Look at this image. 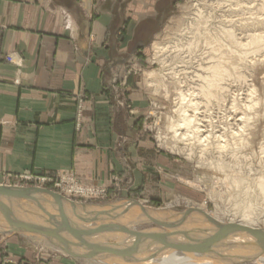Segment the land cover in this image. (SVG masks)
Wrapping results in <instances>:
<instances>
[{
  "label": "crops",
  "instance_id": "obj_1",
  "mask_svg": "<svg viewBox=\"0 0 264 264\" xmlns=\"http://www.w3.org/2000/svg\"><path fill=\"white\" fill-rule=\"evenodd\" d=\"M174 3L0 0V184L23 175L66 174L108 186L119 175L123 196L139 189L149 198L162 195L168 158L137 133L135 112L143 104L132 95L131 109H125V99L115 97L109 85L119 74L120 58L150 42L140 33L142 24ZM69 208V225L95 219L79 204L78 217ZM107 221L97 218L96 226ZM86 226L93 227L84 224L80 230ZM100 236L89 240L102 244L96 242ZM0 239V261L7 264L34 263L35 255L43 264H96L93 260L107 255L91 261L67 254L64 247L89 252L68 234L65 246L32 233L0 234ZM41 241L49 250L41 252Z\"/></svg>",
  "mask_w": 264,
  "mask_h": 264
},
{
  "label": "rangeland",
  "instance_id": "obj_2",
  "mask_svg": "<svg viewBox=\"0 0 264 264\" xmlns=\"http://www.w3.org/2000/svg\"><path fill=\"white\" fill-rule=\"evenodd\" d=\"M197 1L196 0H175V3L172 4L171 6L169 5L167 11L165 13L160 14L157 17V19L153 20L152 22L149 21V22L142 24L143 29L140 31V33L145 34L146 36H148V38L150 37L151 38L150 42L146 43L142 47H136L131 52H129L130 51L129 50L128 53H126L127 55L125 54L120 58L119 64H118L119 65L118 66L119 74L114 79V81L109 85V90L113 93V95L115 97L125 99L126 103L123 105V107L125 109H127V108L131 109V105L133 103H132L130 98L132 95H134V98H136L137 100H140V101H137V104H143V108L138 109L135 112V114L137 116L136 117L137 122L135 125L137 128V133L140 134V137L142 139L144 138L145 140H148L154 146L155 150L159 154L167 156V158H168L167 169L162 171V178L164 179V182L166 184L165 188L163 189L164 191L162 192V195L159 194L157 197L149 198L147 192H143L144 190L139 189L137 191L129 192L130 193L129 196H127L126 194H125V196H123L125 188H126L125 187V181H124V178L122 176H119V175L118 176L114 175L113 176L114 178L111 180L110 185H108V186L107 185H98V184L94 185V184L82 183V182L78 181L77 179L71 178L70 176H68L66 174H58L57 176H54V177L23 175V176L13 177L9 181L6 180L5 182L1 183L0 185L6 186V187H11V188H24V189L37 188V189H45V190L52 191V192L62 196L63 198L71 201L72 203L76 204L77 206H78V204L81 205L84 208V209H82L84 214L85 213L92 214V213H90L92 211H94V212H96V211L97 212H109V211H111L110 208L113 206H116V205H118V207H119L118 209H120L121 206H124V205L126 206L127 204L132 205V203H139L141 206L145 207V209L152 211V213L154 215L156 214L154 219L155 220L158 219V221H159V219H161L160 222L175 223V221H178L180 219L181 215L185 211L189 210L190 208L197 209L198 207L201 209L203 208L204 209V210L202 209L203 212H206V213L208 212V214L210 213V214H214L216 216L218 215L219 218H222L224 223H228L230 218H232L236 214H237V219L241 220L242 214H240L239 211L237 213L235 212L236 206L239 203V199L236 197L238 191L236 192V190H235L236 188L234 186H232V183H230V182L228 183V180L226 179V177H224L223 174H220V172L217 170V165H219L218 163H222L224 165L227 163L225 166H226L227 171L229 172V174L231 176L236 175L235 177H242V178L249 177L248 179L247 178L246 179L247 180L250 179L249 180L250 182H252V181L256 182L257 179H258V181L264 180V178H262V177H264V158H263L264 156L263 157L260 156V155H264V154H261V152H260L261 151L260 147L261 148L264 147V145H263L264 144V117L262 116V115H264L263 114V112H264V49L262 48V46L264 47V43L259 44L257 51L256 50L253 51V49L251 47L247 49V51L250 52V53H248L247 59H246L247 68L242 69V72L245 75V80H243V81L231 80L229 82V85L231 88V93L233 95L231 96V94H230V99L226 100L227 103L225 102V104H223L224 106L219 105V104L216 105L215 102H213L214 104L212 103L210 106L206 107L205 102L200 101L202 103V105L199 106L201 109L199 108V110L196 113L197 114L199 113L198 118H200V119L205 118L206 122H209V120H210V123H213L215 121L213 123V125H214L213 128H207V129L202 128L203 130L212 131L213 135L211 136V139L214 137L213 138L214 140H212V141L210 140L211 141L210 143L209 142L206 143L202 140L198 141V140L193 139V141H192V138H190V136L189 137L186 136L185 139H182L180 137L177 138L179 140V143L177 142L179 147L177 146V144H176L177 147L175 146L174 148L172 146H168V144H166L167 139L170 140L169 137H166L168 125L170 122L169 119H171L172 121H180L181 120L180 112H179V106H180V101H179V96H178V94L180 93L179 89L183 87L182 85H184L183 90L185 89V93H186V91H187L186 88L189 89V86L194 87L193 84L197 83V82H195L196 79H194V78L192 79V75H191L192 70H190V71L186 70V75H187L186 77L183 75L179 76L180 81L184 82L183 84H176L175 83L176 81H179V80L176 76L173 77V75H174L173 73H176L177 71H181V69H183V68L177 66V62L173 59L175 57V54L170 53L171 47L173 46L172 43L176 42L178 39L179 34L177 32L176 26L180 23L179 19H182L183 18L182 16H184L183 14H184L185 6L187 7L188 5H194V4H198V3H199V5H202L204 0H202V1L197 0ZM200 2H202V4ZM237 10L232 11V12H236V13L232 14L231 16L233 17L232 20L235 21L234 23L236 24V26L238 28H243L245 26L247 27V25L250 26V24L253 22L252 19H258V17L260 16V15L257 16L258 15L257 11L252 12L253 15L256 13L254 15L255 16L254 17V16L249 15L248 12H246V13L242 12L240 14L241 11H239V10L237 11ZM217 13L220 15L221 12L219 13V11H218ZM247 15H248V17H247ZM236 17H237V19H235ZM260 18H261V16L259 17V19ZM262 19H264V14L262 15ZM242 21H244V23ZM236 22H239V23H236ZM258 28H259V29H257L258 30L257 32H259L258 35L264 34V26L258 27ZM250 31H253V30L250 29V27H249V30H247V32H248L247 35L253 34ZM238 33H240V32H238ZM121 37L123 38V36H121ZM242 38H244V37H242ZM247 41L248 40L245 39V41L243 43L247 44L250 42V41H248V42ZM153 44L154 45L155 44H160V45L163 44V46H167V49L169 52L165 53L166 55L163 54L164 57H161V59H166L169 61H167V62L165 61L162 64L161 62H156L154 60L155 59V51H154V45ZM260 46H261V48H259ZM259 49H261L263 53H259L260 57L259 56L256 57V54L260 51ZM199 57H201V54L199 52L193 53L192 55L191 54L190 55L185 54L184 55V58H185L184 61H185V63L189 64V67H191L192 63L193 64L197 63V61L199 60ZM254 59H256V60H254ZM171 60H173V61H171ZM258 63L259 64L261 63V64L259 65ZM172 69L174 71H172ZM154 70L157 71L161 75H164V76L167 75V76H165V82H166V85L168 86V90L162 89L160 87V85L157 83L156 84L155 83L147 84V80H148L147 74L150 72H153ZM176 74H179V73L177 72ZM251 87H254L256 89L257 95L254 96L253 99L248 100V99H250V97H248V95H249V92L251 90ZM180 90H182V89H180ZM175 91H177V92H175ZM192 92L190 91V92H188V94L186 93V95H190ZM234 97L236 99L235 104H233V102L229 101V100L232 101ZM188 99H189V96H188ZM256 99L260 100L258 102H260L261 106L259 105L260 107L258 106L257 109L253 108L252 110L254 112H256L257 110L258 111L256 113H253V111H252V114H251V112H250L251 106L256 102ZM244 101H247V102L244 103ZM248 101H251L253 104L250 105L251 102L249 103ZM230 103L233 104V106L234 105L236 106V104L240 103L239 106L233 107V109L234 108L236 109V110H234L235 112H233V109H232V111H229V105H231ZM241 103H243V104H241ZM212 105H213V107H212ZM216 106L219 107L221 110L219 108L217 110ZM247 106H250V107H247ZM226 107H228L227 110H226ZM242 107H244V108H242ZM246 107L248 109L250 108V110H248ZM230 108H232V105L230 106ZM258 108H261V109H258ZM222 110L223 111L226 110L227 112L224 111L226 114ZM244 111L249 116L248 118L253 119V120L250 121L251 123L248 122L245 126L241 123H237V124H241L240 126L239 125L235 126V123L232 122V120H234L232 118V116H233L232 113H235L234 115H238V118H236V120H238L239 118L243 117L241 115V112H244ZM257 113L259 116L256 115ZM253 114L256 118L255 117L253 118ZM216 118H217V120L221 119L219 122L220 123L223 122V123L222 124H220L219 122L217 123ZM224 120L225 121L227 120L226 121L227 125H226ZM228 121H230V122H228ZM254 123H256V124L258 123L257 124L258 126ZM243 126H244V128H243ZM247 127L249 130L247 129ZM250 128H252V129H250ZM239 130L240 131L243 130V136L241 135L242 132H240ZM246 131L248 132V134ZM232 132H233V136H231ZM239 133H240L241 137L238 135ZM218 135H219V137H217ZM221 135H223V136H221ZM215 137L217 140H215ZM222 137L223 138L225 137V141L222 140L223 139ZM227 137L229 138V140ZM226 138H227V140H226ZM237 138H239L240 140ZM230 141H232L233 144H232V142L230 143ZM239 141H241V142H239ZM197 142L198 143L204 142L205 145L202 143L201 144H202V146H205V148H206V144L207 145L209 144L207 147L208 149L201 147V145L198 144ZM223 142H224V144L229 143V144H227L228 147L227 146L225 147L228 149L224 150L225 145L223 144ZM220 143L222 146L220 145ZM240 143H242L241 144L242 146L239 145ZM247 143H248V146L246 145ZM189 144H191V145H189ZM251 144H252V146H251ZM261 145H263V146H261ZM167 147H169V148H167ZM190 147H192V148H190ZM219 147H222L223 151H222V148H219ZM238 147L240 150L238 149ZM247 147H248V149H247ZM176 148H177V150H176ZM180 148L184 149V151L183 150L181 151ZM234 148H236V149H234ZM208 151H210V152H208ZM204 152H207V153H204ZM230 152H231V154H230ZM190 155H192V156L190 157ZM209 155H210V157H209ZM201 159H204L203 160L204 163L202 162ZM219 159H220V161H219ZM199 160H201V161H199ZM213 162L216 163L217 165L214 164ZM223 162H225V163H223ZM210 163H212L214 167ZM238 168L241 169L242 171L239 170ZM262 169H263V171H262ZM231 173L234 175H232ZM217 177L218 178L220 177L221 179H218ZM27 178H31V180H27ZM32 178H33V180H32ZM222 178H223V180H222ZM259 178H261V179H259ZM225 181H226V183H224ZM223 183L225 185H223ZM228 187H229V189H228ZM231 187H234L235 189L234 188L231 189ZM155 193H156V191H155ZM155 193H153V195ZM217 194H219V195H217ZM213 195H215V196H213ZM224 196H225V198H224ZM42 197L44 198L43 201H45V202H41L38 200H37V202L43 208H45L46 211L48 210V212L50 214L57 216L58 212L55 210V209H57V206L53 203L52 199L46 195H43ZM234 197H236V198H234ZM188 202L190 203V206H189ZM17 203L19 204V207L21 209V211H19V214L25 215L27 212L32 213L34 211V212L38 213L39 217H41L42 220L45 219L46 215L38 207H36L37 205H35L34 203L26 201V200H17ZM201 205H203V207ZM69 206L72 207L71 204H68L65 202V204H64L65 210L67 207H68V209H70ZM87 207L92 208V211H87V209H86ZM90 208H89V210H90ZM122 208H124V207H122ZM253 208L255 210V219L259 223L258 225L261 227V229H264V205H262L261 201H257L253 205ZM93 209H95V210H93ZM115 212H116L115 215L112 214L111 212L110 213L113 216L121 215L117 219L118 222H117V220H115V221H109L108 220L107 223L105 222V224L103 226H109L110 225L111 227L126 228L128 230L136 231V232H140V233H144V234L148 233V232H157V231L158 232H160V231L161 232H165V231L170 232L169 230H165V229L159 227L158 225L154 224L153 222H151L149 220L142 222L141 218L136 216V214L137 215H143L142 211L137 206H133L129 210H126L125 208L120 209V210L116 209ZM222 214H224V215H222ZM29 215H31V214H29ZM195 217H196V221H197L196 222L197 224L194 223V225H193L195 230H196V228H200L201 230H203L206 226L208 227V225L205 224L206 223L205 218H203L200 215H195ZM228 217H230V218H228ZM57 220H59V219L57 218ZM162 220H164V221H162ZM45 221L46 222H44V225H40V227L47 226V228L51 227L50 229H52L53 226L49 223V219L47 217H46ZM110 223H112V224H110ZM92 224L94 226L97 225V220L95 222H93ZM92 224H90V225H92ZM132 224H133V226H132L133 228L131 229L130 225H132ZM5 227H7V224L5 223L3 215L0 212V234H3L2 231L4 230ZM194 228H192V229H194ZM5 235H11V233H7V234L4 233V236ZM107 235L110 236L111 238L118 237V236L120 238H131L130 235L124 234V235H126V236H124L122 233H109ZM103 236L104 235L100 236V238ZM111 238L107 239V242H105V243L108 244V242H109L110 246H113V247L116 246V244L118 242L122 243L119 240H114V238L113 239H111ZM121 245H123V244H121ZM125 245L128 247L130 244L124 243L123 246H125ZM40 246H41V248L43 247L41 249V252L48 249L47 245L42 241L40 243ZM120 247H122V246H120ZM242 248L244 250L246 249L243 246H240V248L236 247V248H232L229 250L224 249L225 251H223V252H225L224 254L226 255V257L227 256H229V258L232 257L234 262H236L235 264H238V262H240L239 260H237L238 255H234V254L238 253V250H240V249L243 250ZM113 249H115V248H113ZM246 251H248V248L246 249ZM107 255L112 256V257L106 256L107 257L106 258V257H104L105 256L104 255V256H101V258H100V259L111 260V262L106 261L107 264H110V263L111 264H114V263L115 264H141L142 263V261L139 260L141 257L140 255L139 256L133 255L129 258H120V257L113 256L111 254H107ZM151 255L153 256V254H150V256ZM94 257H96V256H94ZM98 257H100V255H98ZM98 257H96V258H98ZM155 257H157V256H155ZM40 258L41 257L39 255H35L34 263H29V264H43V262ZM255 260L256 259L251 260L249 262L247 261V262L242 263V264H256ZM217 261L218 262L215 264H225V262H222L221 259H218ZM7 263L8 262L5 260L0 261V264H7ZM239 264H241V263H239Z\"/></svg>",
  "mask_w": 264,
  "mask_h": 264
},
{
  "label": "bare ground",
  "instance_id": "obj_3",
  "mask_svg": "<svg viewBox=\"0 0 264 264\" xmlns=\"http://www.w3.org/2000/svg\"><path fill=\"white\" fill-rule=\"evenodd\" d=\"M200 3L202 4V2H200ZM237 9L239 11H241L240 14L242 12L243 13L248 12L249 15H251V16H254L256 14L255 13L253 15L252 12L257 11L258 12L257 16L260 15L261 18L259 19V17H260L259 16L258 17L259 20L258 19H252L253 22L251 21L252 23L250 24V26L247 25V27L245 26L243 28H238L236 26V24L234 23L235 21L232 20L233 17L231 16L232 14L236 13V12H232V11H236ZM218 11H219V13L221 12L220 15L217 13ZM263 14H264V0H204L202 5H199V3H198V4H194V5H188L187 7L185 6L184 14H183L184 16H182L183 17L182 19H179L180 23L178 22L179 24L176 26L177 32L179 34L178 35V39H177L176 42L172 43L173 46L171 47V50H170V53H174L175 54V57L173 59L177 62V66L181 67L183 69H181V71H177L179 74H176L177 73L176 71H175L176 73H173V72L172 73L174 74L173 77L176 76L178 78V80L180 81V77L179 76L183 75V76L186 77L187 76L186 75V70L187 71L192 70V72H191L192 79L193 78L196 79L195 82H197V83L193 84L194 87H190L189 86V89L186 88L187 89V91H186L187 94H188V92H190V91L192 92L193 91L190 95H186L185 89L183 90L184 85H182L183 87L180 88L182 90L179 89V91H180V93L178 94L179 101H180L179 112H180L181 120L180 121H172L171 119H169L170 122H169V125H168L167 135H166V137L170 138V140L167 139V143L166 144H168V146H172L174 148L176 146L177 142L179 143V140L177 138L180 137L182 139H185L186 136H188V137L190 136V138H192V141L194 139V140H198V141L202 140V141H204L206 143L207 142L210 143L212 140H214L213 139L214 137L211 139V136L213 135L212 131L203 130L202 128H205V129L213 128L214 127L213 123L215 121L213 123H210V120H209V122H206L205 118H202V119L198 118V114L199 113L197 114L196 112L199 110V108H200L199 106L202 105L201 102H205V106L206 107L210 106L213 102H215L216 105L217 104H219V105L225 104L226 100L230 99V94H231V96L233 95L231 93V88H230L229 82L231 80H233V81H243V80H245V75L243 74L242 69L247 68L246 59H247L248 53H250L249 51H247V49L251 47L253 49V51L254 50L257 51L259 44H263L264 43V34L258 35L259 32H257L258 31L257 29H259L258 27L264 26V19H262V15ZM247 17H248V15H247ZM235 19H237V17ZM242 22L244 23V21H242ZM236 23H239V22H236ZM249 27H250V29L253 30V31H250L253 34H250V35L248 34L249 35L248 36L247 35V33H248L247 30H249ZM238 32H240V33H238ZM242 37H244V38H242ZM245 39H247L250 42L247 43V44H244L243 42L245 41ZM259 48H261V46ZM262 48L264 49L263 46H262ZM259 50L261 52L259 51L257 54L255 53L256 57L259 56V53H263L261 49H259ZM154 51H155V59L154 60L156 62H161L163 64V62L169 61V60H166V59H161V57H164L163 54L169 52L168 49H167V46H163V44L162 45L155 44L154 45ZM198 52L201 54V57H199V60L197 61L196 64L192 63V66L189 67V64L185 63V61H184V59H185L184 55L185 54L186 55H190V54L192 55L193 53H198ZM254 60H256V59H254ZM171 61H173V60H171ZM172 71H174V70L172 69ZM165 76H167V75H165ZM165 76L159 74L157 71L154 70L153 72H150V73L147 74V79H148L147 80V84H153V83L156 84L157 83V84L160 85V87L162 89L168 90V86L166 85V82H165ZM179 81H176L175 83L176 84H183L184 83V82H181V81L179 82ZM175 92H177V91H175ZM256 95H257L256 89L254 87H251V90H250L249 95H248V97H250V99H248V100L253 99V97L256 96ZM188 96H189V99H188ZM229 101L233 102V104L236 103L235 97L233 98L232 101L231 100H229ZM258 101H260V100L256 99V102L254 104L251 101H248L249 103L251 102L250 105L253 104L251 106V111H250L251 114H252V111H253L252 109L253 108L257 109V107L259 105L261 106L260 102H258ZM245 102H247V101H244V103ZM233 104H231L232 108H230L231 105H229V111H232L233 107L239 106L240 103L236 104V106L235 105L233 106ZM241 104H243V103H241ZM212 107H213V105H212ZM247 107H250V106H247ZM218 108L219 107H217V110H218ZM227 108L228 107H226V110H227ZM242 108H244V107H242ZM258 109H261V108H258ZM226 110H224V111L227 112ZM234 110H236V109L234 108L233 112H235ZM248 110H250V108ZM256 112L253 111V113H256ZM234 114L235 113H232V115L234 116V117L232 116V118L234 120H232L231 118L230 119L232 120V122L235 123V126H238V125L240 126L241 124H243L245 126L248 122L251 123L250 121L253 120V119L248 118L249 116L245 113V111L241 112V115L243 117L239 118L238 120H236V118H238V115H234ZM263 114H264V112H263ZM256 115H258V113ZM262 116L264 117V115H262ZM254 117L255 116L253 114V118ZM216 120H217V118H216ZM220 120H217L216 122L218 123ZM226 121H225V123H226ZM228 122H230V121H228ZM222 123H220V124H222ZM237 123H241V124H237ZM254 124H256V123H254ZM226 125H227V123H226ZM244 126H243V128H244ZM247 129H248V127H247ZM250 129H252V128H250ZM240 132H242L241 135L243 136V130L240 131ZM247 134H248V132H247ZM238 135L240 136V133ZM221 136H223V135H221ZM231 136H233V132H232ZM217 137H219V135ZM227 138H226V140H227ZM237 139H239V138H237ZM215 140H217L216 137H215ZM222 140L225 141V137ZM228 140H229V138H228ZM232 141H230V143ZM204 142L203 143L201 142V143L204 144ZM239 142H241V141H239ZM201 143H198V144H200L201 147L205 148V146H202ZM223 144H224V142H223ZM227 144H229V143L224 144L225 145L224 146V150L228 149V148H225L226 146L228 147ZM232 144H233V142H232ZM241 144L242 143H240L239 145L242 146ZM189 145H191V144H189ZM208 145L206 144V148L208 147ZM220 145H221V143H220ZM246 145L248 146V143ZM263 145H261V146H263ZM177 146H178V144H177ZM251 146H252V144H251ZM167 148H169V147H167ZM190 148H192V147H190ZM219 148H222V147H219ZM262 148L260 147V149H261L260 152H261V154H264V147H262ZM180 149H181V151L182 150L184 151V149H182V148H180ZM234 149H236V148H234ZM238 149H239V147H238ZM247 149H248V147H247ZM176 150H177V148H176ZM222 151H223V148H222ZM208 152H210V151H208ZM204 153H207V152H204ZM230 154H231V152H230ZM191 156L192 155H190V157ZM260 156L263 157L264 155H260ZM209 157H210V155H209ZM201 160L203 162L204 159H201ZM201 160H199V161H201ZM219 161H220V159H219ZM223 163H225V162H223ZM210 164H212V163H210ZM214 164H216V163H214ZM218 164L219 165L216 164L217 165V170L220 172V174H223L224 177H226V179L228 180V183L229 182L232 183V186H234L236 188L235 189L234 187H231V189L234 188L236 190V192L238 191L236 197L239 199V203L236 206L235 212L237 213L239 211L240 214H242L241 220L237 219V214H236L232 218L228 217V218H230V220L228 221V223H224L222 218H219L218 215H217L218 216L217 217L214 214H210V213L208 214V212L207 213L203 212L202 211L203 208L202 209L199 208V207H198L199 209L198 208L197 209L190 208L189 210H199V211L205 213L207 216H209L216 223L221 224V225H236V226H239V227L248 228L250 230L260 231V232L264 233V229H261V227L258 225L259 223L255 219V210L253 208V205L257 201H261L262 205H264V180L258 181V179L256 178L257 179L256 182L258 181L256 183L255 181L250 182L249 181L250 179L247 180L249 177H246L247 178L246 179L245 177L244 178L235 177L236 175L235 176H231L229 174V172L227 171V168L225 166L227 163L225 165L222 164V163H218ZM212 166H213V164H212ZM239 170H241V169H239ZM262 171H263V169H262ZM232 175H234V174H232ZM220 177L219 178L217 177V178L221 179ZM262 178H264V177H262ZM259 179H261V178H259ZM222 180H223V178H222ZM224 183H226V181ZM224 183H223V185H225ZM228 189H229V187H228ZM217 195H219V194H217ZM42 196L43 195H37V196H35V199L37 198L36 200L41 201V202H45V201H43L44 198ZM213 196H215V195H213ZM236 197H234V198H236ZM224 198H225V196H224ZM1 201L7 206L6 208L9 207L7 202L3 198H1ZM189 206H190V203H189ZM201 206L203 207V205H201ZM122 207H124L126 210H129L133 206L131 204L130 205L127 204L126 206L125 205L121 206L120 209H124ZM89 208L90 207L86 208L87 211H92V208H90V210H89ZM118 208H119L118 205L113 206V207L110 208L111 211H109V212H111L112 214L115 215V213H116L115 210L116 209L120 210ZM82 209H84V208L82 207ZM139 209L142 211L141 208H139ZM55 210L57 211V209H55ZM93 210H95V209H93ZM19 211H21V209L19 207V204L17 203L16 200H13V212H14V216L17 219V221H20L22 223H26V224H29V225H33V226L44 225V222H46L45 219H46L47 216L45 217L44 220H42L41 217H39L37 212L33 211L32 213L31 212L28 213L26 211L27 213L25 215H22V214H19ZM145 211H146V214L148 216H150L151 218H155L156 214L154 215L152 213V211L147 210V209ZM90 213H95V212L92 211ZM29 214H31V215H29ZM195 215H199V214L195 213V212H191L189 217L186 219V221L179 228L171 230L170 232H166V231L165 232H161V231L158 232L157 231V232H148V233L149 234H160V235L169 234L170 236L169 237L166 236V237L168 238L167 239L168 242L172 243V244H195V243H199V242L202 243L203 241L208 240L211 237H213L215 235L216 231H217V228L214 227L211 223H209L205 219L206 220L205 224L208 225V227L204 226L205 228L203 230H201L200 228H196V230H195V228L193 227L194 223L197 222ZM222 215H224V214H222ZM72 216H74V214H72L70 216L71 219H72ZM116 216H118V215H116ZM119 216H121V215H119ZM136 216L140 217L142 222H145V221L149 220L144 213H143V215H137L136 214ZM99 218H101V217H99ZM75 220H76V218H75ZM103 220H104V218H103ZM160 220L161 219H159V221ZM162 221H164V220H162ZM117 222H118V220H117ZM175 222H177V221H175ZM99 223H100V225H102L101 222H99ZM165 223H168V222H165ZM110 224H112V223H110ZM70 225L75 230H80L84 226V224H83V226H82V224L80 225V221H79V225H77L74 222H71ZM132 226H133V224L130 225L131 229L133 228ZM96 227H97L96 225L95 226L93 225V227H90V228L87 227L86 229L84 228V230L93 229V228H96ZM5 228H7V227H5ZM192 228H194V229H192ZM52 229H54V228H52ZM28 235L30 236L31 234H28ZM60 236H61V234H60ZM65 236L64 235H63V237L61 236L63 241L68 243V244H70L67 240H65ZM124 236H126V235H124ZM96 238L97 237H95V239ZM109 238H111V237L108 236V235H104L103 237L99 238V240L97 239V241L96 240L95 241L96 242H101L103 245H105V244L108 245L109 242H108V244L105 243V242H107V239H109ZM113 238H114V240H119L120 242H122V243H119V242L117 243V244H120V246H122V247H120V246L119 247H115L116 250H119V251L120 250H125V248L127 247L126 245L123 246L124 243L131 244V242H132V240L129 239V238H120L119 236L118 237H113ZM113 238H111V239H113ZM121 244H123V245H121ZM53 245H52V247H53ZM68 246H70V245H68ZM77 246H79V245H76V247ZM240 246H243L246 249L248 248V251H246V249L244 250L242 248L244 251L240 249V250H238V253L234 254V255H238L237 260L240 261V262L237 261L238 264L239 263L242 264V263H245L247 261L249 262V261L254 260V259H256L255 260L256 264H264V251H263V249H264V239H260L259 238V239L256 240L255 237H253L252 235H248V234L240 232L238 230H232V231L226 232L220 239H218V241L216 243H214L213 245H210L207 248V251H205V252L190 251V250L166 249L165 247H163V246H161L159 244H154V243H149L148 242V243H145V244L141 245L139 247V251H137V253L135 255H138V256L140 255L141 256L140 259H139L140 261H142L141 264H215V263L218 262L217 261L218 259H221L222 262H225V264H235L236 262H234L232 257L231 258H229V256L226 257V255L224 254L225 252H223V251H225L224 249L229 250V249L236 248V247L240 248ZM71 249H72V247H71ZM78 249L79 248H77V250ZM58 250H59V248H58ZM74 250H76V249H74ZM58 252H60V251H58ZM150 254H153L154 257L152 255L150 256ZM106 256H108V255H105L104 257H106ZM155 256H157V257H155ZM108 257H112V256H108ZM106 261L111 262V260L100 259V258L97 259L96 261L93 260V262H95L96 264H107Z\"/></svg>",
  "mask_w": 264,
  "mask_h": 264
},
{
  "label": "water",
  "instance_id": "obj_4",
  "mask_svg": "<svg viewBox=\"0 0 264 264\" xmlns=\"http://www.w3.org/2000/svg\"><path fill=\"white\" fill-rule=\"evenodd\" d=\"M37 195H46L49 196L53 203L57 206V212L58 216H54L50 214L48 211L45 210L35 199V196ZM1 198H3L7 204V206L1 201ZM13 200H26L29 202L34 203L37 205V207L47 216L49 219V223L53 226L54 229L40 227V226H33L26 223H22L20 221H17V219L14 216L13 212ZM68 203L71 204L75 215L77 216L76 210L77 205L72 203L71 201L63 198L62 196L49 191L45 189H37V188H31V189H24V188H11L0 185V212L3 215V218L5 220V223L7 224V228H4L2 233H11V234H17V233H32V234H38L42 235L45 238L51 240L55 239L57 242H59L61 245L65 246V243L63 239L60 237L61 233H67L72 239H74L81 247H84L89 252L86 254H75L68 250L67 248H63L64 251L73 256V257H83L88 259H93L94 256H98L100 254H111L116 257L120 258H129L137 253L139 251V247L145 243H154L159 244L166 249H172V250H190V251H199V252H205L207 251V248L210 245H213L220 239L226 232L232 231V230H238L240 232L246 233L248 235H252L255 237V239H264V233L260 231H254L250 230L248 228L239 227L236 225H221L216 223L214 220H212L209 216H207L205 213L199 211V210H187L182 215L181 218L175 222V223H165L160 222L158 220H155L154 218H151L146 214V209L141 206L139 203H132V206H137L142 209V212L147 216V218L153 222L154 224L158 225L159 227L165 229V230H174L179 228L189 217L191 212L198 213L200 216L205 218L209 223H211L214 227L217 228V231L213 237H211L208 240L203 241L202 243H195V244H172L168 242V238L166 236H170L169 234H147V233H140L136 231H131L126 228H117V227H111V226H100L93 229L88 230H75L71 228V226L68 224L67 215L65 212L64 204ZM145 209V210H144ZM95 216L93 220H85L83 218H79L80 222L86 225H90L93 222L97 220L99 217L103 218H109V221H115L118 219L119 216H113L110 212H95L93 213ZM78 217V216H77ZM57 218L59 220H57ZM58 224V225H57ZM105 233H122V234H128L131 236L132 242L131 244L125 249V250H115V247H119L120 244H116L115 249H113L111 246H105L99 243L92 242L89 240L90 238L97 237L100 235H103ZM264 251V249H263Z\"/></svg>",
  "mask_w": 264,
  "mask_h": 264
},
{
  "label": "built area",
  "instance_id": "obj_5",
  "mask_svg": "<svg viewBox=\"0 0 264 264\" xmlns=\"http://www.w3.org/2000/svg\"><path fill=\"white\" fill-rule=\"evenodd\" d=\"M10 61V60H9ZM27 180H31V178H27ZM32 180H33V178H32ZM44 181V180H43Z\"/></svg>",
  "mask_w": 264,
  "mask_h": 264
}]
</instances>
